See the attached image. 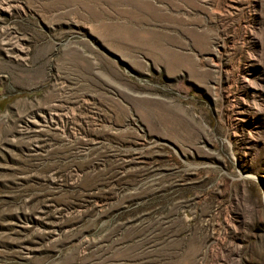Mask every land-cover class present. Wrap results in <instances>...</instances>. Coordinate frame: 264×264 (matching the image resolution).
I'll use <instances>...</instances> for the list:
<instances>
[{
  "label": "rangeland",
  "instance_id": "obj_1",
  "mask_svg": "<svg viewBox=\"0 0 264 264\" xmlns=\"http://www.w3.org/2000/svg\"><path fill=\"white\" fill-rule=\"evenodd\" d=\"M0 264H264V0H0Z\"/></svg>",
  "mask_w": 264,
  "mask_h": 264
}]
</instances>
